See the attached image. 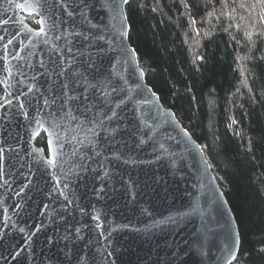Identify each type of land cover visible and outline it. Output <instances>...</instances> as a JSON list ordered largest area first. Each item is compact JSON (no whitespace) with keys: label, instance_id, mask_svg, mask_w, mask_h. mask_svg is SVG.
Instances as JSON below:
<instances>
[{"label":"water","instance_id":"water-1","mask_svg":"<svg viewBox=\"0 0 264 264\" xmlns=\"http://www.w3.org/2000/svg\"><path fill=\"white\" fill-rule=\"evenodd\" d=\"M127 3L66 0L65 10L60 0H0V264H231L239 253L201 146L145 81ZM61 69L116 87L94 109L115 114L83 148L72 141L75 157L47 124L36 127L48 116L27 92L58 90ZM41 133L46 150L35 144Z\"/></svg>","mask_w":264,"mask_h":264},{"label":"trees","instance_id":"trees-1","mask_svg":"<svg viewBox=\"0 0 264 264\" xmlns=\"http://www.w3.org/2000/svg\"><path fill=\"white\" fill-rule=\"evenodd\" d=\"M125 14L147 85L201 146L233 214L231 264H264V0H129ZM35 144L46 149L43 134Z\"/></svg>","mask_w":264,"mask_h":264},{"label":"snow or ice","instance_id":"snow-or-ice-1","mask_svg":"<svg viewBox=\"0 0 264 264\" xmlns=\"http://www.w3.org/2000/svg\"><path fill=\"white\" fill-rule=\"evenodd\" d=\"M128 0H124L127 3ZM61 5L66 10V0H60ZM71 16L72 13L68 12ZM43 25V21L40 22ZM53 27H55V20H53ZM46 30L43 26L40 27L37 35L45 34ZM78 35V33H75ZM21 74H24L23 72ZM57 75L67 76L66 81L60 83L59 89L52 87L50 90L45 91L42 88L28 87L27 92L29 94L36 92L37 96H34L29 101L31 104L33 101L38 105V111L45 112L48 116L47 120H36V127L39 128L44 124L48 125V132L56 138L57 142L63 141L64 144L70 145L73 149L71 156L75 157L79 154L80 148H77L72 141L75 140L77 144L83 148L85 141L88 140V134H96L97 125L103 126L106 120H111L112 117L108 115L109 111H114L109 107L107 111L97 113L94 109L102 108L106 105V98L111 94L107 91V88H111L112 92L116 91V87L111 84H106L101 81L98 84L88 85L86 84L87 77L83 80L79 78L78 74L68 76L63 69ZM35 80L36 77L33 76ZM84 85L83 90L77 93V89ZM49 91L51 95H49ZM27 105L21 103L19 108L23 112V109ZM91 113V116L89 115ZM78 114V115H77ZM29 114H25V119ZM83 117V119H80ZM30 125L32 121H29ZM75 125V127H73ZM63 130V135L61 131ZM79 133H84V139H80ZM38 134L36 129H33V135ZM49 165L56 163L51 158V145L49 149V159L47 161ZM80 168L86 167L85 164H79ZM74 169L69 166V172H73ZM100 191H103L101 189Z\"/></svg>","mask_w":264,"mask_h":264},{"label":"flooded vegetation","instance_id":"flooded-vegetation-1","mask_svg":"<svg viewBox=\"0 0 264 264\" xmlns=\"http://www.w3.org/2000/svg\"><path fill=\"white\" fill-rule=\"evenodd\" d=\"M41 134H42V133H41ZM41 134H40V135H41ZM42 148H43V147H42ZM44 150H46V149H44Z\"/></svg>","mask_w":264,"mask_h":264}]
</instances>
